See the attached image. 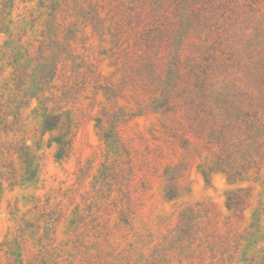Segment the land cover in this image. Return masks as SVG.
I'll return each instance as SVG.
<instances>
[{
	"label": "rangeland",
	"instance_id": "obj_1",
	"mask_svg": "<svg viewBox=\"0 0 264 264\" xmlns=\"http://www.w3.org/2000/svg\"><path fill=\"white\" fill-rule=\"evenodd\" d=\"M0 264H264V0H0Z\"/></svg>",
	"mask_w": 264,
	"mask_h": 264
}]
</instances>
